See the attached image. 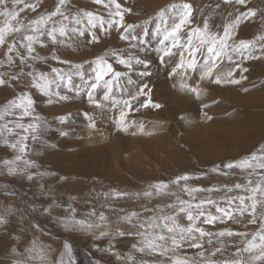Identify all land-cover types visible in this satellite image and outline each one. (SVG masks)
Masks as SVG:
<instances>
[{"label":"rangeland","instance_id":"rangeland-1","mask_svg":"<svg viewBox=\"0 0 264 264\" xmlns=\"http://www.w3.org/2000/svg\"><path fill=\"white\" fill-rule=\"evenodd\" d=\"M81 1L85 4L86 0ZM76 2V0H71V9H75L71 10L69 6V9L72 13H76L77 11L86 9L87 11H91L98 15L104 16L105 19L108 18V12L102 5H95L94 2H91L93 5H90L91 3L87 4L86 6L82 4L84 9H81L79 5V7L75 5ZM119 2L123 7L132 9V12L126 13L125 16L132 18L137 17L139 21V12L144 11L142 7L144 5V7H146L148 1L119 0ZM217 2L219 4H223L222 0H217ZM56 3L57 0H54V2L53 0H38L37 12L44 13L46 11H51L55 7ZM248 4L249 8L252 6V8H255L257 10V16L248 21L242 22L239 25L236 30V35L233 38L237 42L240 40L254 39L257 35L264 33V0H249ZM48 5L50 6L48 7ZM210 6L216 10L220 9L223 15L221 14V16H219V18L216 20L214 19V16L212 14H204L201 4L198 6L195 5L193 6L195 9V11L193 12V23L185 28V33L188 32L189 27L195 28L199 26L200 19L203 22L205 18L208 19L212 30L215 29L213 31H218V29L220 30L219 26H216V22L222 25L225 22V18L228 14H224L225 10L223 7L221 8V6L219 8H216V6L212 4H210ZM9 7H11V2H9ZM91 7L92 9H95L89 10ZM235 8H238L240 11L245 10V8L241 6H235ZM227 10L229 12L231 11V9ZM235 12L236 11L234 9L232 13ZM31 15L35 17L37 13H21V16H26L28 19L33 18L31 17ZM199 16L201 17L199 18ZM156 18H158V16ZM3 19V17H0V22H2ZM153 23L154 24L152 27H148L150 32L154 31L156 24L160 23L159 18L153 20ZM143 26L144 23L140 28H142ZM87 39L88 33L86 32L85 37L77 38L75 40L73 47L52 45L50 43L48 44L47 48H40L39 46H37V53L41 56L43 55L47 57V59L45 61H28L26 65L29 70L19 76V82L28 81L29 83H31V79L27 75V73L33 71L34 69L39 72L50 74L49 68L45 66L46 64L54 66L51 68V71L53 68H56L61 70L62 74H70L72 76V81L74 78H78L76 80H81L79 75L75 74V76H73L74 72L78 71L75 68V65H82L79 71L85 73V70L83 69L87 68L88 64L93 63L94 59L97 56L103 55L105 54V52H110L111 49L121 51L125 54L132 53L131 51H133V53L139 56L141 59H144L145 56L148 57L152 56L153 54L156 55L155 53H157L158 55L159 53L157 51L154 52L153 48H155V41L152 42V45L148 47L146 51H140L138 48L132 49L128 46V42L126 41H124V43L127 44L126 46H121L120 43L119 45L118 43H111V45L113 44L111 46L108 43L107 49L104 48L103 52L100 53L96 51V48H98V46L100 45H96V43L89 44L87 43ZM185 39H187V36L185 37ZM181 43H183V40ZM128 47L130 51L124 50V48L128 49ZM92 51L95 52L93 55H91ZM3 52L4 50L0 49V60L4 59ZM53 52H55V54L60 57V61L62 60V57L67 56L68 53L74 55L75 59H77V56L80 55L91 56V59L88 60V62H84L78 58L79 60L77 59L76 63L70 61L69 63H62L60 61L52 59ZM255 55L259 58L247 59L244 57H239L237 54H233L235 64L240 65V68L236 69L235 65L232 62L228 61L226 58L221 63V65H224V62L233 65L232 67H234V72H238L239 74V76H235V78L241 80L239 84H227L222 86L220 85L221 87H218L216 84H213L211 82L213 84L211 85L210 81L205 80L209 82V85H205V83L202 85V83L198 80V75L192 73V75L190 74L191 80H188L189 83L200 82L201 84L198 83L199 87L204 89V86H206L204 90L209 91V93H211L210 96L214 97L216 94V98L214 100L216 102H210V105L206 104V102L208 101V95L203 99L205 102L204 105H208V107H204L203 105L204 111L202 114H200V116L203 115L201 119H203V122L207 121L210 124H213L214 126H216V128L210 129L207 133H205L206 136L204 134H197L196 136H194L201 140V143L197 142L187 144L183 142V137H187V135H185L180 128L182 126V123H185L184 121H182L184 120V118L179 115L171 114L169 107L166 106L167 104H160V108H155L153 106L151 107L150 104L153 115L155 117L145 116L146 108H140L138 112L132 111L128 114V116H136L138 120H145L144 122L147 123L159 122V128L161 129L172 125L170 127V130L174 133L177 132L172 138L173 141L166 143L169 147H171L170 150L168 148H166L167 151L160 150V152H166V155L168 154V159H165V155L162 156L163 158H158V160L155 157L158 155H155L154 152L151 153V156L155 155L151 159L155 162V165L152 163H150L149 165H151V167L156 166V168L158 167L160 169V172L156 174H130L128 176L125 175L123 171L120 173H112L108 176L105 174L104 176V173L102 171L105 170L106 166L101 168V164H99L98 166L95 162H93L94 160L89 161L91 160L93 155L89 157L85 156L87 152H91L92 150L103 148L106 149V151H109L111 145L117 144L118 146H120V144L122 143V154L123 158H125L128 154L130 155L129 151H131V149L130 147H128L129 145L123 144V140H128L130 141L129 144L135 146V144L138 143L135 142L134 139H137L139 137H149L153 139L155 133L150 129H147L144 132H140L139 136H131L123 132H119L120 136H118V132L116 131V122L119 119V111L116 108L118 107L119 109L121 106H113L111 101L103 102L104 104H107V106H111L109 109L110 111H112V114L109 115H113L114 117L112 119L116 120H114L113 122V129L111 127L108 128L110 125L104 127L103 124L102 128L99 127V124L96 121L100 122L101 120H103L106 123V119L100 117L104 114V110L106 109H103V112L99 111L101 107L99 109H93L95 105L89 103L87 98L84 97L85 95L83 94L73 98V100L70 99L66 101H60L57 97L53 96L52 100L54 102L51 104H46L44 101L46 99L48 100V97L43 96L37 89L32 87H30L29 90L27 87H23L20 88L19 91H17L18 89L16 88L17 90L15 91L17 92L13 94L12 98L9 97L10 99L5 98L4 96H2L4 94L0 93V107H3L8 100H12L20 95V91L22 93L30 92L32 94V98L36 101L35 114L41 117L39 139L36 141H32L30 138V141L28 142L29 150L27 158L35 161L37 165V167L31 169V173L33 174V178L31 180L27 178V175H10L7 172V169L3 165L2 161L13 159L16 155V152L0 142V186H3L5 188L7 187V191H0V215H5L8 221L7 224L0 225V264H14V262L17 260L25 261L27 256V249L31 247L33 241H36L38 244L47 249V264H57L61 253L64 252L65 243L73 245L72 255L75 259V264H123L122 261L117 259L116 254L120 256H126L130 252H132L136 256L137 264L142 259L155 262V264H166L165 257L144 255L135 252V250L132 249V245L134 243H137L140 238L135 235H125L121 237L116 234V230L120 229L125 233L136 232L137 229L134 228L132 224L127 223L123 219V217L129 215L132 212H137L140 214V218L142 220L155 214L154 211H145L146 208L150 210H157L158 207H163L166 204L173 203L175 201V197L165 196L152 199L144 198L143 196L137 198L134 195L116 197L114 193H142L147 190L150 185L155 184L158 181H170L175 179L179 175L188 174L193 177H199V179H191L187 181V184L190 187H202L207 189L215 185L220 186L221 188V191H214L212 193H195L194 195L197 198H205L211 196V198L216 199L218 202H220L221 197L236 196L238 194H242L239 192V190L227 193L223 190V186L228 185L229 187H231L235 183L245 184L247 173L241 172L236 169L229 170L224 168L223 166L228 162L241 159L242 157L256 151L261 145H264V96L260 95L262 90L264 92V54H261L258 49ZM108 58L112 63H114L113 66L118 71H129L125 69L123 65L115 63L114 58ZM62 61L68 60L64 59ZM50 62L53 64H51ZM21 65L24 64H21L17 59L14 66L21 67ZM42 65L44 67H42ZM4 66L6 67V65ZM62 66H64V68H61ZM134 66L139 68L133 69V71L130 70L129 75L134 72L137 73L136 76L139 77V81H136V86L145 83L143 80L144 77H140L138 75L140 72L145 71L144 66L142 65L141 67V65L135 64ZM244 68L248 69V71H242V69ZM162 72L166 73V83L171 89H173L176 98L180 97L179 100H185L187 98L185 95L188 91H179L180 87L179 85H177L178 82L180 83L179 76H169L168 68L166 67L163 68ZM54 75L55 74L52 73V76ZM85 77L86 74H84V78ZM192 77L194 78L192 79ZM241 77H247V79H241ZM134 79L135 78H132V80ZM9 81H11V79H9L8 83L6 84H9ZM63 83L66 84V81ZM82 83L83 81L81 82V84ZM120 83L121 85H125V89V87L128 85L127 77H123ZM173 84H175L176 86H174ZM78 85H80V83L77 84V86ZM13 86L15 85L13 84ZM208 86H211V88L209 87L208 89ZM7 88L10 87L4 85L3 87L0 86V90ZM119 88L120 87H115L113 89V94L115 90ZM219 88H224L223 90L226 89L225 91L234 92V94H236V97H238V99H241V102H238V99L237 102H235L232 99H228L227 97H222V92H220L222 89L218 90ZM245 88H247L248 91H244ZM135 90L136 87L134 91ZM101 93L103 94V89L97 91V97H100L99 94ZM181 93H184L185 95ZM253 94H255L256 97H254ZM249 95H251L252 97L248 99ZM192 96L194 99V103L200 98L194 97V94H192ZM40 98L44 100L43 102L44 105L46 104V108L49 111L53 112L52 115L56 118V122L50 123V121L47 120L48 118H46V114H48L49 112L44 109L43 106L39 107L37 104V99ZM254 99H257L261 103H251ZM145 100L146 97L141 96L138 101H132L133 107H139V105ZM73 103H85L84 105L86 106H84L82 109V112L84 113L80 115L81 110H79L78 107L75 109H70V106ZM81 108L82 107H80V109ZM142 111L144 113H142ZM163 111H165L167 115H164L165 113H163ZM75 112L77 113L73 114ZM205 113L208 116H211L212 119H207ZM109 115L108 118L110 121L111 119ZM60 116H68L67 121L65 123H61L58 120V117ZM72 116L82 118L83 121L86 119V122L82 123V120H80L81 122L78 123L83 124L82 126L75 125L74 128L68 127L66 125L69 123ZM104 117H106V115ZM157 117H159L162 121L160 119L156 121ZM25 119V122H29V119L31 118ZM91 124H94L95 127H91ZM61 126L67 127L69 129L63 128ZM130 128L133 129L134 125H131ZM61 133L67 134L62 135ZM67 136H69L68 139H70L68 141L65 140ZM96 136H100L102 138L95 139L94 137ZM117 137H119L121 140L117 139ZM9 139L11 140L13 139V137H9ZM60 141H64L63 145H60ZM142 142L147 143L145 140L139 141V143ZM134 148H137V146H135ZM166 164L168 165L166 166ZM119 165L120 167H122L123 163ZM217 165L220 166V171L213 172L212 169ZM21 167H23L22 164ZM40 173H43L44 175H40ZM224 173L228 174L225 175ZM252 178L255 179V177ZM14 186L18 187L19 190H17V192H14V190L12 189ZM3 187H0V190H4ZM178 195L182 196V198L184 199H191V197H189L186 193H178ZM10 197L15 200L14 203H12L11 201L5 202V199ZM69 205L77 210L76 215L78 218H89L95 220L96 217L88 216V214L93 209H95L97 213H104V215L107 217L108 223L110 224L109 230L112 234L107 237L97 239L96 235L90 232L65 228L63 223L61 222V217L68 214ZM221 206H225V203L221 202ZM207 207L208 210H210L213 214H216L214 206ZM45 208H50L51 211L49 213H46L44 211ZM8 210H10V214ZM164 211L168 212L171 211V209L164 208ZM183 215L184 214L182 213L180 214V222L186 224L187 221L183 218ZM133 223L138 224L139 221L136 218H133ZM201 226L204 227L206 231H210L213 233H218L219 231L224 229H231L237 232L252 233L258 229L259 223L255 225L249 224L247 222V217H244L241 218L240 223L225 221L224 223L216 222L214 225ZM212 240V244L205 243V257H210V254L215 251L216 248H222V251L218 252L215 257H210L211 259H215L218 261L231 258L232 255L236 252L237 248L244 246L242 238L239 236H213ZM109 248H112L113 251H107V249ZM13 249H15V252L13 251ZM199 251V249L189 248L187 247V245H185L184 249L180 250L178 254L186 253L189 257L199 260V257L197 256V253ZM19 253H24V255H19Z\"/></svg>","mask_w":264,"mask_h":264},{"label":"snow or ice","instance_id":"snow-or-ice-1","mask_svg":"<svg viewBox=\"0 0 264 264\" xmlns=\"http://www.w3.org/2000/svg\"><path fill=\"white\" fill-rule=\"evenodd\" d=\"M9 2H11V7H9ZM93 2L102 5L107 10V19L91 11L72 13L69 9L71 0H57L52 10L44 13L37 12L38 0H0V17L4 18L0 22V49L4 50V59L0 60V65L13 66L17 59L21 64H27L28 61H45L47 57L37 53V46L47 48L50 43L73 47L75 40L85 37L86 32L88 33L87 43H99L100 37L97 35L96 29L99 27L105 34H108L115 26L117 30H122L119 38L128 42V46L132 49L138 48L140 51H146L155 41L154 50L161 54L159 57L161 64H166L165 58L171 57L174 49H179L181 51L180 60L168 69V75L179 76L180 89L191 92L199 98L204 89L200 88L198 83L188 82L191 78L190 73L198 75L200 82L207 80L216 85L239 84L241 80L234 78V70L223 71L220 68L223 60L226 58L235 65V68H240L239 64H235L233 54L247 59H258L259 57L255 55L258 49L261 54H264V33L250 40L237 42L233 39L242 22L257 16L255 8L247 7L248 0H222L225 6H241L246 10L240 11L237 8L235 13L229 12L225 22L220 26V30L213 31L208 19L205 18L202 26L189 27L187 33L184 30L193 23V12L195 11L190 2L173 3L161 9L157 14L160 23L156 24L155 30L150 32L147 26L149 22L145 21L139 33L136 32V25L125 23V14L131 13V8L123 7L119 0H93ZM219 7L220 4H217L216 8ZM28 11L37 13V15L31 19L21 16V13ZM184 36H187V39H184ZM182 40L183 43H181ZM198 55L203 56L202 62L197 59ZM108 57L114 58L116 63L123 65L129 71L133 70L134 64L143 65L145 71L138 74L140 77L152 75L147 70L149 65L146 60L133 53L125 54L117 50L97 56L93 61L95 67L92 69V75L87 79L84 78L83 72L79 71L82 65H75L78 70L76 75H79L83 81L82 84L75 87L72 83V76L62 74L61 70L56 68L52 69L54 76L35 69L28 72L27 75L31 79V87L48 97L47 103L49 104L54 102L53 96L60 101L70 99L68 95H62L59 91L61 83L66 81L65 86L69 91H74L76 96L85 95L88 102L96 107H104V101H111L113 106H121L119 119L116 122L117 129L127 132L131 125L135 124V121H128L130 112H138L140 108H146L150 104L155 108H160L161 105L152 102L151 90L147 83L137 85L136 90L131 92L127 99L115 97L113 95L115 87L126 91L120 83L123 77H127L128 85H136V81L132 80L129 71H118ZM52 59L60 61V57L55 52L52 54ZM60 62L69 63V61ZM242 71L247 72L248 69L244 68ZM9 79L18 81L20 77L18 75L6 77L5 74L0 73V86L8 83ZM241 79H247V77H241ZM53 85H55V89ZM100 89H103L102 100L97 98V91ZM244 91H248V89L245 88ZM141 96L147 99L139 107L134 108L132 101H138ZM35 103L32 94L25 92L0 107V142L16 152L13 159L4 160L2 163L10 175H27L29 180L33 178L31 169L37 165L35 161L27 158L28 141L30 138L32 141L38 140L41 128V117L35 114ZM204 107H208V105H204ZM205 115L207 119H212L206 113ZM25 118H31L30 122H25ZM67 119L68 116L58 117L61 123H65ZM90 126L95 127L94 124ZM138 130L143 132L144 126L138 125ZM61 134L66 135L67 133ZM9 137H13V139L10 140ZM223 167L245 172L247 179L245 184L235 183L231 187L224 185L225 192L231 193L239 190L242 194L221 197L220 202L211 196L197 198L195 193H212L221 191V188L215 185L207 189L190 187L187 181L199 179V177L188 174L179 175L170 181H158L142 193H114L116 197L129 195H134L137 198L143 196L148 199L175 197L173 203L158 207L157 210L146 208L145 211H154L155 214L142 220L137 212L123 217L137 230L134 233H125L117 229L116 234L121 237L125 235L138 236L140 239L132 245V249L144 255L165 257L166 264H264V145L237 161L226 163ZM212 171H220V166L217 165ZM40 175L44 174L40 173ZM178 193H186L191 199H184ZM221 202H224L225 206H221ZM207 206H214L216 214L208 210ZM164 208L171 209V211L165 212ZM8 211L10 214V210ZM44 211L49 213L51 210L45 208ZM76 211L69 205L68 214L61 217L65 228L90 232L96 235L97 239L112 234L104 213H97L93 209L88 214L89 217H96L93 220L78 218ZM181 213L184 214L183 218L186 219V224L180 222ZM244 217H247L249 224L259 223L258 229L252 233L237 232L231 229L213 233L206 231L201 226L214 225L216 222L224 223L225 221L240 223L241 218ZM133 218H136L139 223H133ZM7 222L6 216L0 215V225H5ZM213 236H239L242 238L244 246L237 248L229 259L218 261L210 258L215 257L218 252L222 251V248H216L210 257L206 258L205 243L212 244ZM185 245L200 250L197 253L199 260L189 257L186 253L178 254ZM13 251L15 252V249ZM107 251H113V249L109 248ZM19 255H24V253H19ZM116 257L123 264H137L136 256L132 252L126 256L116 254ZM30 262L31 264H47V249L36 241H33L31 247L27 249L26 260H17L14 264H30ZM57 264H75L71 244L65 243L64 252L61 253ZM138 264H155V262L142 259Z\"/></svg>","mask_w":264,"mask_h":264},{"label":"bare ground","instance_id":"bare-ground-1","mask_svg":"<svg viewBox=\"0 0 264 264\" xmlns=\"http://www.w3.org/2000/svg\"><path fill=\"white\" fill-rule=\"evenodd\" d=\"M77 2L75 3V5H79L81 9H84L82 4L83 5H87V4H90L91 2H93V0H86L85 1V4L81 1V0H76ZM147 4H146V7H142L143 8V12H139L140 13V19L138 21V18L137 17H127L125 16V23H130V24H134L136 25V32H140L142 28L141 25L144 23L145 24V21H148V27H152L153 26V20H156L158 18H156L158 15V12L163 9V8H166L168 5H171L173 3L175 4H181V3H185V2H190L193 4V6L195 5H200L201 4V7L203 9V12L204 14H212L214 16V19H218L219 16H221V14L223 15V13H221L220 9L219 10H216L214 9L213 7L210 6V4L216 6L217 4H219L217 2V0H147ZM249 1V0H248ZM54 2V0H53ZM136 2V1H135ZM139 2V1H138ZM251 2V1H250ZM255 2V1H254ZM256 3V2H255ZM259 3V2H258ZM48 4V3H47ZM53 4V3H52ZM55 4V3H54ZM90 5H93L92 3ZM96 5V4H95ZM122 5V4H121ZM50 5H48L49 7ZM70 6V9H71V4L69 5ZM78 6V7H79ZM221 8L223 7L225 12L224 14H228V10L227 9H231L230 12H232L234 9L236 11L237 8L233 7L232 5H228V6H225L223 4H220ZM47 7V8H48ZM102 7V6H101ZM247 7L249 8V4L247 5ZM46 8V9H47ZM73 8V7H72ZM76 8V7H75ZM252 8V6L250 7ZM258 8V7H256ZM95 8L92 9V7L89 9V10H94ZM262 9V8H260ZM71 10H75V9H71ZM78 10V9H77ZM246 10V9H245ZM81 11H87L86 9L85 10H81ZM135 11V10H134ZM244 11V10H242ZM262 11V10H260ZM264 11V10H263ZM30 12V11H28ZM103 12V11H102ZM135 13V12H134ZM29 14V13H28ZM105 14V13H104ZM134 16V15H133ZM31 17H33L31 15ZM201 16H199L200 18ZM208 17V16H207ZM30 19V18H29ZM252 21V20H251ZM156 22V21H154ZM202 20L200 19V25L199 26H202ZM213 26V25H212ZM216 26L220 28V24L218 22H216ZM248 27V26H247ZM260 27V26H259ZM260 29V28H259ZM99 29V27L96 29L97 31V35L100 37V42L99 43H96L99 44L100 46H98V48H96V51L97 52H100L102 53L103 52V49L106 48L107 49V46H108V43L111 45V43H119L121 44V46H126L127 44L124 43V40H121L119 38L120 36V31L122 30H117L115 28V26L113 27V29L111 30L110 33L108 34H105L103 32V30ZM215 30V29H213ZM219 30V29H218ZM261 30V29H260ZM263 30V29H262ZM253 32V31H251ZM186 37V36H185ZM184 37V39H185ZM83 42V41H82ZM81 42V43H82ZM182 42V41H181ZM75 43V42H74ZM95 44V43H94ZM155 44V43H154ZM113 45V44H112ZM111 45V46H112ZM115 46V45H114ZM120 47V46H118ZM62 48V47H61ZM77 48V47H76ZM79 48V47H78ZM122 48V47H121ZM153 48V47H152ZM82 49V48H81ZM150 49V48H149ZM155 49V48H153ZM112 50V49H111ZM124 50H129V47L128 49H125ZM132 50V49H131ZM151 50V49H150ZM105 51V50H104ZM123 51V50H122ZM130 51V50H129ZM133 53V51H131ZM148 52V51H147ZM155 52V50H154ZM95 52H91V55H93ZM106 53V52H105ZM151 53V52H150ZM48 54V53H47ZM99 54V53H98ZM134 54V53H133ZM156 55H152V56H145L144 57V60L147 61L148 63V71H150L152 73V75L150 77H144V82L147 83L149 85V88L151 90L150 92V96H151V100H153V103H158V104H167L166 106L169 107L170 109V112L171 114H175V115H179V116H182L184 118V121L185 123H182V126L180 127L182 132H184L185 135H187V137H183V142L184 143H187V144H192V143H201L202 141L199 140L198 138L194 137L196 136L197 134H204L207 133L210 129H215L216 126H214L213 124H210L209 122H203V119H201L203 117V115L200 116V114L203 113V105L205 104L204 102V98L208 95V98H207V102L206 104H211L210 102L214 103L216 101L215 98H216V94L214 97L210 96L211 93H209V91H206L204 90L199 98V100H196V102L194 103V99H193V96H192V93L191 92H187V94L185 95L184 93H181V94H184L187 98L185 100H179L180 97L176 98V96L174 95V92H173V89H171L167 83H166V73L165 72H162L163 68H170L172 66H174L177 62H179L180 60V56H181V51L179 49H174L173 50V55L171 57H166V61L167 63L166 64H161L159 63V57H160V53H155ZM51 55V54H50ZM140 55V54H138ZM4 56V55H3ZM43 56V55H42ZM157 56V57H156ZM81 61H84V62H88V60L91 59V56H83V55H80V56H77ZM77 58V59H78ZM68 60L70 62H73V63H76V60L75 59V56L74 55H71V53H68L67 56H64L62 57V60ZM78 59V60H79ZM197 59L202 62L203 61V56H197ZM52 60V59H51ZM61 60V61H62ZM95 60V59H94ZM53 61V60H52ZM114 61V60H113ZM49 63V62H48ZM51 63V62H50ZM79 63V62H78ZM116 63V62H115ZM53 64V63H51ZM114 64V63H113ZM6 65V67L4 66ZM46 67L49 68V72H50V75H52V71H51V68L54 67V66H51L50 64H46L45 65ZM233 65L232 64H228L227 62H224V65H220V68L223 70V71H228V70H233L234 67H232ZM42 67H44L42 65ZM57 67V66H56ZM95 67V64L94 63H90L88 64L87 68L83 69L85 70V73L83 74H86V77L85 79L88 78V76H91L92 75V69ZM142 67V65H141ZM61 68H64V66H62ZM119 68V67H118ZM139 67H136L134 66L133 69H138ZM143 69V68H142ZM236 69V68H235ZM29 70V68H27V65L24 64V65H21V67H15L14 65L13 66H8L7 64H3V65H0V73L2 74H5L6 77H10L11 75H22L24 72H27ZM64 70V69H63ZM80 70V69H79ZM165 70V69H164ZM75 71V70H74ZM133 71V70H132ZM76 74V71L74 72L73 76H75ZM137 73H131V77L132 78H135L134 80L135 81H139V77L136 76ZM191 74V73H190ZM189 74V75H190ZM234 78L235 76L238 77L239 74L238 72H234ZM192 75V74H191ZM190 75V76H191ZM195 77V76H194ZM192 77V79L194 78ZM74 78V77H73ZM196 78V77H195ZM75 79V78H74ZM73 79V86H77V84H81V80H76L78 78L75 79L74 81ZM197 79V78H196ZM179 80V79H178ZM191 80V78H190ZM262 80V79H261ZM260 80V82H261ZM81 81V82H80ZM198 81V80H197ZM193 82V81H192ZM259 82V81H258ZM259 82V83H260ZM196 83H200V82H196ZM202 85L205 83V85H209L207 81H204V82H201ZM200 83V84H201ZM211 83V82H210ZM13 84L15 86H13ZM214 84V83H213ZM211 83V85H213ZM258 84V83H257ZM263 84V83H262ZM66 84L65 83H61L60 85V88H59V91L62 95H68L70 97L71 100H73V98L77 97L75 94H74V91H69L68 88L65 86ZM175 85V84H173ZM172 85V87H173ZM177 85H179V82L177 83ZM201 85V86H202ZM222 85H227V84H221ZM259 85V84H258ZM264 85V84H263ZM4 86H9L10 88H7V89H1L0 90V93L4 94L2 96H4L5 98H12L13 94L17 91L20 90V88H23V87H27L28 90L30 89L31 87V83H29L28 81H20L19 80H11L9 81V84H6ZM125 85H123L124 87ZM218 87H221L220 85H217ZM3 87V86H2ZM136 85H127L125 87L126 91H121V88L115 90L114 92V96L117 97V98H123V99H126L129 97V94L131 92L134 91ZM206 88V86H204ZM203 87V88H204ZM209 87L211 88V86H208V89ZM18 90H17V89ZM53 88L55 89V85L53 86ZM204 88V89H205ZM215 88V87H214ZM222 88H219L218 90H220ZM224 89V88H223ZM221 90L220 92L221 93V96L222 97H227L228 99H232L233 101L237 102V99L238 97H236V94H234V92H230V91H225V90ZM260 89V88H259ZM17 90V91H15ZM177 90V89H176ZM181 89H179L180 91ZM211 90V89H210ZM11 91V92H10ZM175 91V90H174ZM182 91V90H181ZM180 91V92H181ZM256 91V90H255ZM179 92V93H180ZM211 92V91H210ZM214 92V91H213ZM217 92V91H216ZM20 93H22L20 91ZM18 93V94H20ZM178 93V94H179ZM256 93V92H255ZM17 94V95H18ZM213 94V93H212ZM239 94V93H238ZM100 97H97L98 99H101L102 100V93L99 94ZM177 95V94H176ZM205 95V96H204ZM260 95H263L264 96V92L262 90V92L260 93ZM220 96V95H219ZM230 96V97H229ZM254 97L255 94H253ZM10 97V98H9ZM38 97V96H37ZM86 97V96H84ZM196 97V96H194ZM252 97L251 95L248 96V99ZM3 98V97H2ZM87 98V97H86ZM84 98V99H86ZM185 98V97H184ZM69 99V100H70ZM147 99V98H146ZM213 100V101H212ZM10 101V100H8ZM7 101V102H8ZM44 100L42 98L40 99H37V104L39 107L43 106L44 109H46L49 113L46 114V118H48L47 120L50 121V123H54L56 122V118L52 115L53 112L49 111L47 108H46V104H47V99L44 101L46 104L44 105ZM85 102V101H84ZM238 102H241V99H238ZM251 103H261L259 102L257 99H254ZM250 103V104H251ZM85 104V103H84ZM84 104H76V103H73L71 106H70V109H75V108H79V110H81V114H83L84 112H82L83 110V107L86 106ZM94 105V104H93ZM92 105V106H93ZM105 106L104 107H101V109L99 111L103 112V109H106L104 110V114L100 117H102L103 119H106V123L101 120L100 122L99 121H96L98 124H99V127H102L103 128V125L104 127L110 125L108 128H112L113 129V122L114 120L116 119H112L114 116H110L109 114H112L110 111V107L111 106H107V104H104ZM257 105V104H256ZM80 107H82L80 109ZM152 107V105H151ZM150 105L148 107H146V111H145V116H151V117H155L153 115V112H152V109H151ZM163 107V106H162ZM99 109L100 107H96L94 106L93 109ZM85 109V108H84ZM118 111V107L116 108ZM86 110H87V107H86ZM85 110V111H86ZM144 110V109H143ZM77 112L73 113V114H76ZM142 113H144L142 111ZM163 113H165L164 115H167L165 111H163ZM168 113V112H167ZM106 115V117H104ZM108 115L110 116V121H109V118H108ZM134 115V113H133ZM161 116V115H160ZM184 116H187V117H184ZM200 116V117H199ZM108 118V120H107ZM160 119L159 117L156 118V121ZM171 119V118H170ZM169 119V120H170ZM176 119V118H175ZM26 120V119H25ZM44 120V119H43ZM80 120H82V118H78V117H75V116H72L71 120L69 121V123L66 125L68 127H71V128H74L75 125H80L82 126L83 124H80L78 122H81ZM161 120V119H160ZM128 121L131 122V121H135V124H132L134 125V128H129V131L128 132H125V131H120L117 129V126H116V131L118 132V136H120L119 132H123V133H127L131 136H139V133L141 131L138 130V125H143L144 126V131L147 130V129H150L152 130L155 135L153 137V139L149 138V137H146V138H142V137H139L137 139H134L135 142H137L138 144H135V146H137V148H134L135 146L129 144L130 141L126 140L124 141L123 140V144L125 145H129L128 147H130L131 151L130 152V155L128 154L127 157L123 158V154H122V143L120 144V146H118L117 144L116 145H111L109 151L106 149H103V148H100V149H97V150H92L91 152H87V154L85 155L86 157H89V156H92L91 160L89 161H92L94 160L93 162L96 163V165L99 166V164H101V168H103L104 166H106L105 170L102 171L105 176V174L108 176L112 173H120V172H123L125 173V175H139V174H144L146 175L147 173L148 174H156V173H159L160 172V169L156 166H153L151 167V165H149L150 163L154 164L155 165V162L152 159L153 156L155 155H158V156H155L157 159L158 158H163L162 156H165L166 155V152H160L161 151H167L166 148H168L170 150L171 147H169L166 143L167 142H171L173 141V137H174V132H172L170 130V127L172 125H169L168 127H165V128H159V122H156V123H147V122H144L145 120H138L136 118V116H128ZM162 121V120H161ZM160 121V123H161ZM29 122H30V119H29ZM86 122V119L83 121L82 120V123H85ZM174 122V121H173ZM172 122V123H173ZM176 123V122H175ZM178 123V122H177ZM103 124V125H102ZM165 124V123H164ZM63 127V126H61ZM63 128H67V127H63ZM69 129V128H67ZM111 129V130H112ZM175 129V128H173ZM143 131V132H144ZM135 132L136 134L133 135L132 133ZM114 133V132H112ZM159 133H162V134H159ZM190 135V136H189ZM206 136V135H205ZM94 137L95 139H101L102 137ZM69 136H67L65 138L66 141L70 140L68 139ZM117 139L121 140L119 137H117ZM148 143H145V142H142V143H139V141H144V140ZM30 141V140H29ZM28 141V142H29ZM128 141V142H127ZM63 142L64 141H60V145H63ZM128 143V144H127ZM147 144V145H146ZM154 152L155 155H152L151 156V153ZM168 153V152H167ZM168 155V154H167ZM166 155V156H167ZM165 156V159H168V156L166 157ZM170 157V156H169ZM177 157V156H175ZM120 160H121V163H123L122 167H120L119 164L120 163ZM159 160V159H158ZM163 160V159H162ZM158 162V161H157ZM163 162V161H162ZM160 163V161H159ZM168 164H166L167 166ZM2 185V184H1ZM1 188L3 186H0ZM4 190H0V191H7V187H3ZM10 189V188H9ZM14 190V192H17L18 187L14 186L12 188ZM11 194V193H10ZM16 194V193H15ZM12 202L14 203L15 200L13 198H7L5 199V202ZM17 203V202H16ZM10 206V205H9ZM67 241V240H66ZM69 242V241H68ZM50 244V243H49ZM73 246V245H71ZM45 248V247H44ZM23 252V251H22ZM79 253V252H78ZM77 258V257H76ZM24 261V260H23ZM58 262V261H57Z\"/></svg>","mask_w":264,"mask_h":264}]
</instances>
